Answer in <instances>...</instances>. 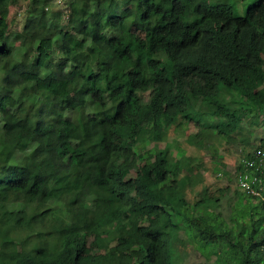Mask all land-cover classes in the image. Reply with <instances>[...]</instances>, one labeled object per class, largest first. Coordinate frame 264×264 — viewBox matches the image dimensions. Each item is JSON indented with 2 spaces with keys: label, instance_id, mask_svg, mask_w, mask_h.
<instances>
[{
  "label": "trees",
  "instance_id": "16d2710c",
  "mask_svg": "<svg viewBox=\"0 0 264 264\" xmlns=\"http://www.w3.org/2000/svg\"><path fill=\"white\" fill-rule=\"evenodd\" d=\"M18 1L24 19L14 32ZM140 1L143 35L131 40L123 7ZM77 93L81 101L56 106ZM230 94L246 115H264V0L242 14L236 0H0V246L16 253L0 251V264H177L181 232L216 264H264L259 183L258 194L238 186L226 219L219 196H185L179 175H193L198 159L170 143L147 147L183 125L177 113L191 95L201 116L184 115L198 128L186 139L213 148L214 172L229 176L214 147L236 127ZM253 153L234 173L264 184ZM39 198L48 205L38 211ZM87 211L88 227L74 231L67 214L82 221Z\"/></svg>",
  "mask_w": 264,
  "mask_h": 264
},
{
  "label": "rangeland",
  "instance_id": "374dc122",
  "mask_svg": "<svg viewBox=\"0 0 264 264\" xmlns=\"http://www.w3.org/2000/svg\"><path fill=\"white\" fill-rule=\"evenodd\" d=\"M62 1V0H59ZM122 1V0H119ZM249 0H237V10L240 14L244 11L246 4ZM25 2L18 1L15 4L10 6V29L14 32H17L21 29L23 23V8ZM68 4V2H67ZM67 4H60V7L63 8ZM123 10L130 17L129 23V33L128 39L139 37L143 35V23H142V1L132 2L131 4L124 5ZM101 34L105 37H108L114 34L111 30H103ZM161 61L158 69L162 66L163 62H167L168 58L161 54L159 55ZM60 69H57L56 73L58 74ZM151 71L147 70L145 77L150 76ZM263 88V87H262ZM189 103L186 106L184 112L177 113V119L183 121L182 126H176L175 124H170L166 132L167 141L171 144V147L174 149L176 147L181 148L185 154L191 155L198 159L200 166L198 169L194 170L193 175H188L186 172L179 175V180L183 183L184 193L187 200L190 203L195 202L197 198L202 196L203 191H207L209 195H216L220 197L218 210L222 212V215L227 219L229 210L233 207L236 197L235 191L238 188L237 178L234 174V168L239 159L243 158V155L247 152H254L257 150L262 140H264V115L262 114L259 117L253 118V116H248L242 111V106L245 105V102L239 100L236 95L230 94L227 97L229 100L228 103L232 108H235L237 112V122L236 127L230 133L229 139H224L218 137V140L215 144L216 152L222 155L220 162L226 164V170L229 172V176L220 174L219 172H214V166L217 161L215 158V152L213 153V148H200L196 145L189 143L186 139L189 133L197 132V125L193 119L185 120L184 115L189 114L190 116H201V113L197 111V102L193 101L192 96L189 95ZM82 96L80 94L76 95H67L63 97H57L56 106L63 110L68 100L79 102L81 101ZM105 103H114L116 100L112 99L111 96L106 94ZM23 120V116L21 117ZM218 121L226 122L227 120L223 117L217 118ZM6 120H0V127H6ZM31 138L36 139V131L33 130L30 135ZM245 139V140H242ZM166 141L151 140L148 147H159L163 148ZM212 147V145H210ZM262 167L264 168V154L261 158ZM27 168L32 172L33 178L37 179L41 177L40 170L36 167H33L30 163H25ZM48 203L43 199L39 198L36 203V209L39 211L45 208ZM216 209V210H217ZM91 216V212L87 211L84 215L82 221H77L71 217V214H67L66 219L71 224L72 229L75 231L80 227L87 226L89 222L86 218ZM175 246L179 250L180 255H174L172 261L177 264H216L213 261V256L209 259L205 258L192 244L190 240L187 239L185 234L180 233L178 241L175 242ZM0 251L3 252L5 256H14L16 253L13 251L9 244H4L0 246Z\"/></svg>",
  "mask_w": 264,
  "mask_h": 264
},
{
  "label": "built area",
  "instance_id": "2783aa9c",
  "mask_svg": "<svg viewBox=\"0 0 264 264\" xmlns=\"http://www.w3.org/2000/svg\"><path fill=\"white\" fill-rule=\"evenodd\" d=\"M260 151L257 152V155H259ZM260 158V157H259ZM261 160V159H260ZM254 163L253 160L246 161L247 165H252ZM238 184L245 189L248 192H252L254 194L260 193L258 189L255 188L253 185L256 181L259 183V188L262 189L263 185L261 186L262 179L259 176L249 174L247 172H241L237 176Z\"/></svg>",
  "mask_w": 264,
  "mask_h": 264
},
{
  "label": "clouds",
  "instance_id": "9594fccd",
  "mask_svg": "<svg viewBox=\"0 0 264 264\" xmlns=\"http://www.w3.org/2000/svg\"><path fill=\"white\" fill-rule=\"evenodd\" d=\"M236 4H237V0H236ZM162 141H166V143H169L168 141H167V137H165V139L164 140H162ZM166 143H165V145H166ZM171 145V144H170ZM148 147V146H147ZM176 148H178V147H176ZM171 149H172V151H174V149L171 147ZM181 149V148H180ZM258 151H260V153H259V155H257V152ZM185 153V152H184ZM264 154V149H257V150H255L254 151V153H253V155H255V156H257L258 158H259V160L262 158V155ZM187 155V154H186ZM189 156H191V155H189ZM242 159V158H241ZM244 162H245V164H246V161H248V160H251V159H242ZM260 162H262L261 160H260ZM247 165V164H246ZM261 165H262V163H261ZM234 172V171H233ZM241 172H246V171H239L237 174H236V178H237V176H238V174L239 173H241ZM134 173V172H133ZM183 173H185V172H183ZM248 173V172H247ZM235 174V173H234ZM250 174V173H249ZM260 178H261V176H259ZM262 179V178H261ZM237 180V184H238V179H236ZM262 182V185H263V188H262V190L264 189V184H263V181H261ZM238 186L240 187V189H242V190H245V189H243L239 184H238ZM246 191V190H245ZM186 196V195H185ZM84 227H88V226H84ZM84 227H82V228H84Z\"/></svg>",
  "mask_w": 264,
  "mask_h": 264
}]
</instances>
